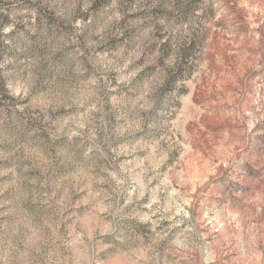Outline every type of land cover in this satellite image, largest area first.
Instances as JSON below:
<instances>
[{"label": "rangeland", "instance_id": "obj_1", "mask_svg": "<svg viewBox=\"0 0 264 264\" xmlns=\"http://www.w3.org/2000/svg\"><path fill=\"white\" fill-rule=\"evenodd\" d=\"M0 264H264V0H0Z\"/></svg>", "mask_w": 264, "mask_h": 264}]
</instances>
